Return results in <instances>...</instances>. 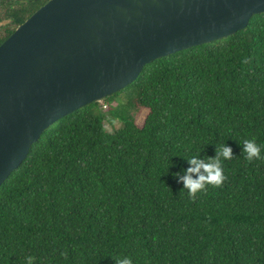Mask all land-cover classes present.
<instances>
[{"label":"trees","instance_id":"trees-1","mask_svg":"<svg viewBox=\"0 0 264 264\" xmlns=\"http://www.w3.org/2000/svg\"><path fill=\"white\" fill-rule=\"evenodd\" d=\"M46 1L0 0V44ZM104 100L0 185V264H264V12Z\"/></svg>","mask_w":264,"mask_h":264},{"label":"water","instance_id":"water-1","mask_svg":"<svg viewBox=\"0 0 264 264\" xmlns=\"http://www.w3.org/2000/svg\"><path fill=\"white\" fill-rule=\"evenodd\" d=\"M264 0H48L0 44V185L62 116L245 28Z\"/></svg>","mask_w":264,"mask_h":264},{"label":"rangeland","instance_id":"rangeland-1","mask_svg":"<svg viewBox=\"0 0 264 264\" xmlns=\"http://www.w3.org/2000/svg\"><path fill=\"white\" fill-rule=\"evenodd\" d=\"M101 101H102V103H103V108H104V109H108L109 106H110V103H108V102L105 101L104 99L101 100ZM112 103L115 105V104H116V101H114V102H112ZM113 104H112V105H113ZM147 113H148V109H143L142 112L139 114V116H138V123H139L140 125L143 124V122H144V120H145V117H146ZM105 123H106V127H107L109 130H112L114 126H115V127H118V126L121 125V121H120L119 119H117L114 123H112V122H110V121H106Z\"/></svg>","mask_w":264,"mask_h":264}]
</instances>
